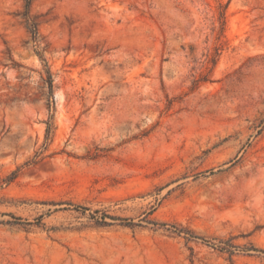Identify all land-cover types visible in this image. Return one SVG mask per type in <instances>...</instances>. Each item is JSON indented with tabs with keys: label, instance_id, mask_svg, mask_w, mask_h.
<instances>
[{
	"label": "rangeland",
	"instance_id": "rangeland-1",
	"mask_svg": "<svg viewBox=\"0 0 264 264\" xmlns=\"http://www.w3.org/2000/svg\"><path fill=\"white\" fill-rule=\"evenodd\" d=\"M25 4L0 0V264H264V0H30L35 36Z\"/></svg>",
	"mask_w": 264,
	"mask_h": 264
},
{
	"label": "trees",
	"instance_id": "trees-1",
	"mask_svg": "<svg viewBox=\"0 0 264 264\" xmlns=\"http://www.w3.org/2000/svg\"><path fill=\"white\" fill-rule=\"evenodd\" d=\"M29 4H30V0H26L25 11L23 13V16H24V18L26 20V23L28 24L29 30L32 32L33 36H35L36 35V24H35V22H33L30 19V16H29ZM41 59L43 61H45L44 58H41ZM45 71L47 73L48 82H49V85H50L51 84L50 72H49L48 68H46ZM49 127L50 126L48 125L47 130L49 129ZM96 155L97 154H94V155H92V157H95ZM78 207H80L83 212L89 209L88 207H85V206H78ZM88 217L90 219H92L95 224L102 225V226L110 225L112 223L111 221H115V220H118L120 224H124V225H128V226L136 225V223H134L131 218L115 216V215L110 214L106 210H101V209H95L92 212L88 213ZM11 218H12V220H7L6 222L11 223V224L12 223H20L21 222V218L18 217V216H14V215L11 214ZM36 221H37L36 223H41L40 217H38ZM0 222H2V221L0 220ZM24 223L30 224L31 222H24ZM177 231L180 232L181 230H177ZM185 233L187 234V238H199V236L193 234L192 232H185ZM250 249L264 252L263 250L258 249V248L254 247V246H252V248H247L246 250H250Z\"/></svg>",
	"mask_w": 264,
	"mask_h": 264
}]
</instances>
